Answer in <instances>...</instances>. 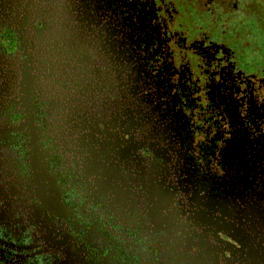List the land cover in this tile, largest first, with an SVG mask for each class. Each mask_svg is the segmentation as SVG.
Wrapping results in <instances>:
<instances>
[{
	"label": "flooded vegetation",
	"instance_id": "1",
	"mask_svg": "<svg viewBox=\"0 0 264 264\" xmlns=\"http://www.w3.org/2000/svg\"><path fill=\"white\" fill-rule=\"evenodd\" d=\"M33 1L0 15V264H227L187 209L264 167V0Z\"/></svg>",
	"mask_w": 264,
	"mask_h": 264
},
{
	"label": "water",
	"instance_id": "2",
	"mask_svg": "<svg viewBox=\"0 0 264 264\" xmlns=\"http://www.w3.org/2000/svg\"><path fill=\"white\" fill-rule=\"evenodd\" d=\"M51 1L47 7L49 11L53 6ZM5 2L9 4L7 9L10 14L1 12L0 15L5 17L6 23L14 26V29H21L29 24L28 18L37 12L33 0H0L1 10H3ZM7 16H9V21ZM2 23L3 21L0 24ZM124 61L126 64L131 62V60ZM134 71L139 72L138 69L130 68V72ZM125 81H135V78H126ZM160 125L157 124L153 129L155 137L173 138L177 135L172 119L171 122ZM168 144H174V141H169ZM166 159L168 158L166 157ZM241 169H248L245 161ZM258 169L259 171L250 180L248 174L244 172L235 173L233 183L229 176L223 179V185L237 186V188H230L235 195V198L230 197L232 204L227 202L228 191L223 192L224 202L221 203H217L216 200L212 202L211 197H208L207 201L203 203L200 201L201 197H197L194 193V197L191 199L193 203L188 204L189 215L187 217L193 219L197 228L202 232H221L235 243L232 251L229 252L230 258L227 260V264H264V261H261L262 252H259L260 249L262 250L260 242H264V187H262L264 186L262 183L264 167L259 165ZM255 178L261 181L259 184H262V186L260 185L262 189L259 191H255L251 187L258 185L253 182ZM229 193L231 194L232 191ZM257 235L261 237L257 238Z\"/></svg>",
	"mask_w": 264,
	"mask_h": 264
}]
</instances>
